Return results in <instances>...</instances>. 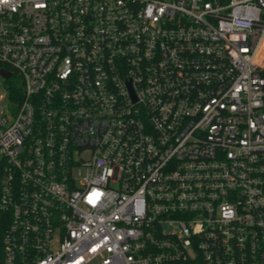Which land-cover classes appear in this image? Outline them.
Returning a JSON list of instances; mask_svg holds the SVG:
<instances>
[{
    "label": "built area",
    "instance_id": "obj_1",
    "mask_svg": "<svg viewBox=\"0 0 264 264\" xmlns=\"http://www.w3.org/2000/svg\"><path fill=\"white\" fill-rule=\"evenodd\" d=\"M2 69L0 264H264V0H0Z\"/></svg>",
    "mask_w": 264,
    "mask_h": 264
},
{
    "label": "water",
    "instance_id": "obj_2",
    "mask_svg": "<svg viewBox=\"0 0 264 264\" xmlns=\"http://www.w3.org/2000/svg\"><path fill=\"white\" fill-rule=\"evenodd\" d=\"M0 73H1L2 75H4L6 78H10V77L12 76V72H10V71H8V70H6V69H2V70H0Z\"/></svg>",
    "mask_w": 264,
    "mask_h": 264
},
{
    "label": "trees",
    "instance_id": "obj_3",
    "mask_svg": "<svg viewBox=\"0 0 264 264\" xmlns=\"http://www.w3.org/2000/svg\"><path fill=\"white\" fill-rule=\"evenodd\" d=\"M15 81H16V77H14L10 82H11V83H14ZM17 88L19 89V86L16 85V86L13 88V90H14V89L18 90Z\"/></svg>",
    "mask_w": 264,
    "mask_h": 264
},
{
    "label": "rangeland",
    "instance_id": "obj_4",
    "mask_svg": "<svg viewBox=\"0 0 264 264\" xmlns=\"http://www.w3.org/2000/svg\"><path fill=\"white\" fill-rule=\"evenodd\" d=\"M84 173V171L82 170V171H80V172H78V174H83Z\"/></svg>",
    "mask_w": 264,
    "mask_h": 264
}]
</instances>
